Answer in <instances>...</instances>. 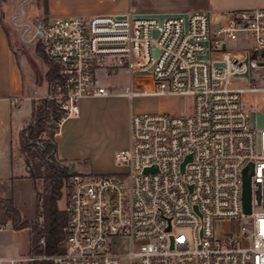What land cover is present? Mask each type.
<instances>
[{
    "label": "built area",
    "instance_id": "obj_1",
    "mask_svg": "<svg viewBox=\"0 0 264 264\" xmlns=\"http://www.w3.org/2000/svg\"><path fill=\"white\" fill-rule=\"evenodd\" d=\"M136 15L129 8L44 25L40 40L58 68L47 98L63 114L52 137L78 115L82 99L110 95L99 75L118 69L129 80L124 97L190 96L192 113L132 115L129 146L115 154L126 171L70 174L64 183V253L0 256V264H264V128L250 127L241 102L258 90L231 86L264 70V9L232 13L215 30L203 11L163 20ZM240 34L250 46L229 51L227 42ZM249 163L245 215L242 170ZM219 223L227 230L218 233ZM8 228L0 224V233Z\"/></svg>",
    "mask_w": 264,
    "mask_h": 264
},
{
    "label": "crops",
    "instance_id": "obj_2",
    "mask_svg": "<svg viewBox=\"0 0 264 264\" xmlns=\"http://www.w3.org/2000/svg\"><path fill=\"white\" fill-rule=\"evenodd\" d=\"M26 2L42 3L41 7L36 5L38 9L35 13L37 17L42 18L44 25L59 17L89 18L95 15H118L130 8L137 15L203 11L214 25L211 26L218 28L227 24L230 18L228 12L264 9V0H45V3L43 0H25L24 3ZM4 11V4L0 1V198L11 199L21 220L33 222L39 186L28 177L29 169L24 156L20 153V134L26 122L31 119L36 100L44 99L49 94L47 65L37 54V47L34 48L35 65L24 54H16L5 27ZM240 44L239 50L246 47L243 43ZM108 97L110 95L82 99L79 102L78 115L68 117L60 124L59 134L54 138L56 156L60 161L73 167V172L82 174L81 169L86 165L84 162L89 160L90 170H95L97 174L116 173L113 168H105L103 165L104 160L107 161L106 165H112V161L104 159L97 153L94 155L89 153L85 149V146L89 145L88 141L85 144L81 142V108L86 103L83 101L105 100ZM25 103H30L27 112L23 110ZM129 120L130 118L120 127V135L114 139L122 140L119 151L129 146ZM100 127L99 123L91 124L93 133ZM24 233L26 241L23 240ZM28 253V229L0 233L1 257L17 258Z\"/></svg>",
    "mask_w": 264,
    "mask_h": 264
},
{
    "label": "rangeland",
    "instance_id": "obj_3",
    "mask_svg": "<svg viewBox=\"0 0 264 264\" xmlns=\"http://www.w3.org/2000/svg\"><path fill=\"white\" fill-rule=\"evenodd\" d=\"M4 4L5 27L9 33L13 49L16 54L22 53L28 59H31L34 64V48L39 49L41 53L46 54L44 45L40 40V34L44 27L42 18L37 17L36 10L42 6V3H24L25 0H0ZM196 3V1H195ZM38 5V7L36 6ZM242 10H234L229 13H236ZM212 25V23H211ZM214 27V25H212ZM215 30L216 28H213ZM218 27V26H217ZM26 29V30H25ZM37 32H40L38 35ZM37 33V34H36ZM37 35V36H36ZM243 40V35H239V40L227 42L229 51L239 50L240 42ZM250 46L249 42L244 44ZM38 54V53H37ZM42 59L41 55L38 54ZM32 65V63H31ZM35 65V64H34ZM43 68L45 64L42 62ZM41 74L39 73L38 76ZM264 70L260 72L251 71L250 83L241 79H232L231 86L238 89L248 90L255 88L256 92H245L241 95V102L245 109L249 112L261 110L264 113ZM100 81L103 87L107 88L110 97L103 99H86L81 108V142L89 143L85 149L89 153L101 155L111 164H107L104 160L105 168L110 167L116 173H124L126 171L121 165L115 161V154L120 150L122 140H114L120 135V127L134 114H165L167 116H188L192 113V99L190 96L174 95V94H158V95H137L128 99L122 93L129 84L128 76L123 69H118L109 73H100ZM41 93V92H40ZM38 102V100H36ZM30 103H25L24 111H29ZM99 123L101 127L93 133L91 124ZM32 123L29 119L23 127L26 129ZM52 137V135H51ZM43 139H48V136L43 135ZM52 139H54L52 137ZM92 141V142H91ZM22 156V155H21ZM89 162H84L86 165L81 169L84 175L97 174L95 170H90ZM106 163V164H105ZM93 171V172H91ZM82 173V174H83ZM65 197L62 191V198L58 203L60 210L64 209ZM228 225L219 223L216 226L217 232L226 231ZM11 227L4 232L11 233ZM23 240L26 241L25 233L22 234Z\"/></svg>",
    "mask_w": 264,
    "mask_h": 264
},
{
    "label": "trees",
    "instance_id": "obj_4",
    "mask_svg": "<svg viewBox=\"0 0 264 264\" xmlns=\"http://www.w3.org/2000/svg\"><path fill=\"white\" fill-rule=\"evenodd\" d=\"M45 3V0H43ZM47 65L46 78L51 85L56 81L58 68L49 61L47 55L37 49ZM62 112L56 102L44 98L34 103L31 113L32 123L20 134V153L29 169L28 177L37 182L39 190L36 199L35 221H23L11 199L0 198V224L9 223L12 230H29L30 256L60 255L64 253L62 241L67 216L58 203L62 198L64 183L69 177V164L56 156V145L52 139L55 125L61 121ZM48 136L43 139L42 136ZM72 174H77L72 172ZM43 240L44 245L40 244Z\"/></svg>",
    "mask_w": 264,
    "mask_h": 264
},
{
    "label": "water",
    "instance_id": "obj_5",
    "mask_svg": "<svg viewBox=\"0 0 264 264\" xmlns=\"http://www.w3.org/2000/svg\"><path fill=\"white\" fill-rule=\"evenodd\" d=\"M178 14H161V15H136L137 18H157L158 20H163L167 17L177 16ZM121 18V17H119ZM183 18H186V14L183 15ZM37 36V35H36ZM155 54L157 50H154ZM208 59L207 54L200 57V60L206 61ZM263 65V64H260ZM250 127L253 128H264V114L260 111H252L250 112ZM146 172L148 170H145ZM73 167L69 168L68 174H72ZM253 174V164H247L244 169L242 170V210L243 214L248 215L250 214L251 209V190H250V180Z\"/></svg>",
    "mask_w": 264,
    "mask_h": 264
},
{
    "label": "flooded vegetation",
    "instance_id": "obj_6",
    "mask_svg": "<svg viewBox=\"0 0 264 264\" xmlns=\"http://www.w3.org/2000/svg\"><path fill=\"white\" fill-rule=\"evenodd\" d=\"M25 30H26V29H25ZM37 33H38V35L40 34V32H37ZM37 33H36V34H37Z\"/></svg>",
    "mask_w": 264,
    "mask_h": 264
}]
</instances>
